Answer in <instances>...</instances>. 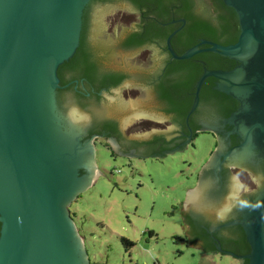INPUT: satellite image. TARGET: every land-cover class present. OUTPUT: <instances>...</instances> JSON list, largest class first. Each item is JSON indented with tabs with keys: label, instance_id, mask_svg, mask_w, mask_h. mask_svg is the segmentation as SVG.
<instances>
[{
	"label": "water",
	"instance_id": "obj_1",
	"mask_svg": "<svg viewBox=\"0 0 264 264\" xmlns=\"http://www.w3.org/2000/svg\"><path fill=\"white\" fill-rule=\"evenodd\" d=\"M91 1L0 0V264H91L84 239L73 221L71 205L100 177L94 138L83 141L81 116L91 118L93 113L76 103L67 106L65 113L58 102V90L69 86H61L58 71L80 47L84 13ZM223 1L238 16L240 32L235 44L224 46L201 40L178 55L172 39L186 24L181 19L173 21L183 25L172 32L166 46L172 60L185 61L213 53L235 61L237 66L230 71H204L196 84L189 116L199 105L205 82L215 78L218 91L239 101L231 122L250 123L251 128H241L248 143L256 136L264 142V0ZM114 10L131 13L136 21L109 35L105 18ZM93 14L91 37L106 48L100 57L130 75L116 94L106 95L111 101L105 105L108 117L126 125L127 117L139 112L132 115L135 110L146 109L161 118L159 103L140 79L160 65L158 49H117L116 43L137 25L140 13L117 1L94 4ZM205 45L208 47L203 48ZM145 49L156 51L151 70L125 62V58H134ZM137 86L145 89L146 100L125 103L121 88ZM236 160L241 163L243 156H236ZM199 201V197L195 199ZM242 226L250 253L226 254L247 260L248 264H264V191L244 209Z\"/></svg>",
	"mask_w": 264,
	"mask_h": 264
},
{
	"label": "flooded vegetation",
	"instance_id": "obj_2",
	"mask_svg": "<svg viewBox=\"0 0 264 264\" xmlns=\"http://www.w3.org/2000/svg\"><path fill=\"white\" fill-rule=\"evenodd\" d=\"M222 2L224 3L223 0ZM226 7L234 13L239 28L236 12L232 8ZM140 20L141 14L137 25ZM179 20L181 19L173 21ZM173 24H180V22ZM137 25L128 33L135 31ZM180 27L182 26L176 27L175 30ZM149 46L158 49L161 59L160 65L153 68V73L142 74L150 77V80H143L146 84L144 85L145 89H149L152 94L154 85L151 82L162 79L170 65L179 60L171 59V54L164 44L155 43L145 47ZM143 48L123 52H135ZM230 62L227 59L217 58L196 60V64L199 66L211 64L217 70H221L219 64L224 66L231 64ZM103 63L116 72L130 76L123 69L111 67L105 61ZM236 65L235 62L234 68ZM127 80L117 88H100L99 90L82 79L72 82L75 84V90L85 96V99H89L88 101L98 99L102 110H105L107 101L111 102L106 95L116 94L118 88L125 86ZM217 82L213 78L211 85L203 92V95H201L202 88L199 105L190 116L189 113L195 102L196 86L195 91L175 95V101L191 102L188 114L166 111L157 98L153 96L159 103L161 120H158L160 119L159 116H154L146 109L144 111L135 110L132 115L137 111L139 112L135 116L127 117L128 123L126 125L124 122L121 123L108 117L107 110H105L106 114L96 113L91 118L82 115L83 141L86 142L94 138L95 161L97 150L101 147L109 151L113 158L164 160L173 155L180 157L177 165L181 164L184 168L188 167L193 170L188 173L185 172V169L180 170L183 178L178 182H180L179 190L182 193V226L185 229L184 238H180V241H184L189 247L201 248L213 254L227 255L226 252L230 251L239 256H246L249 254L248 252L239 254L234 251L242 252L250 248L242 221L244 209L264 191V142L256 136L251 143H248L241 128H251L250 123L248 124L243 120L231 122L233 114L240 107L239 101L218 91L216 89ZM165 100L169 102L168 98ZM66 110L67 108L62 109L64 112ZM96 118H103L116 123L118 134L113 136L107 135V133L93 132ZM137 120L156 123L157 126L162 127V130L151 131L142 138L124 130L128 124L133 125V122ZM164 123L167 125L164 126ZM169 124L171 127H168ZM200 138L205 145L206 155L198 159L197 167H193L192 161L198 158L196 152L199 148ZM246 148H248L247 152H245ZM240 155L243 156L241 163L236 160V156ZM86 172V170H82V173ZM196 191L199 192L196 194ZM198 197L200 198L199 203L195 202ZM225 203H231V205L226 206ZM237 260L239 264H246L247 262L246 260Z\"/></svg>",
	"mask_w": 264,
	"mask_h": 264
},
{
	"label": "rangeland",
	"instance_id": "obj_3",
	"mask_svg": "<svg viewBox=\"0 0 264 264\" xmlns=\"http://www.w3.org/2000/svg\"><path fill=\"white\" fill-rule=\"evenodd\" d=\"M135 21L133 14L114 10L105 18L106 33L114 34L120 26L132 25ZM155 61L154 49L125 58L130 66L146 71L153 68ZM120 94L125 103L144 102L147 98L141 86L121 88ZM125 130L142 138L162 127L137 120ZM199 148L193 167L206 155L201 138ZM179 159L173 155L164 160H130L113 158L103 147L97 150L96 167L100 177L71 205L73 221L92 264H239L235 257L213 254L180 241L185 232L178 182L183 178L180 170L185 169L186 173L193 170L178 166Z\"/></svg>",
	"mask_w": 264,
	"mask_h": 264
},
{
	"label": "trees",
	"instance_id": "obj_4",
	"mask_svg": "<svg viewBox=\"0 0 264 264\" xmlns=\"http://www.w3.org/2000/svg\"><path fill=\"white\" fill-rule=\"evenodd\" d=\"M116 1L129 3L141 14L137 29L116 43L117 49L121 51L137 50L155 43L164 44L166 48L168 37L176 27L182 26L181 23L176 25L172 23L173 20L179 18L185 19L186 25L172 39V47L178 55H182L190 48L198 45L201 40H209L224 46L235 44L238 40L239 28L236 17L222 0H92L90 5ZM92 8L93 6H89L84 13L80 47L75 56L59 68L58 76L61 86H69L58 90V102L61 109H66L70 104L76 103L94 115L96 113L103 115L105 110H102L100 101L98 99L92 101L85 99V96L75 90V84L72 81L82 79L97 90L100 88L111 89L119 87L130 76L116 72L104 65L100 55L106 48H101V45L96 44L91 37V24L94 18ZM208 58L230 60L213 53L199 54L190 60L175 61L170 65L162 79L151 82L154 85V96L166 111L188 114L191 102L175 101V95L195 91V86L205 70H217L211 64L205 66L196 64V60H207ZM230 61L231 64L228 63L229 65L222 66L219 64L221 70L230 71L234 68L235 61ZM140 79L150 80V77L141 75ZM212 80L213 78H209L205 82L201 95L211 85ZM167 98L169 102L165 100ZM93 132L107 133V135L113 136L118 134L116 123L103 118L95 119ZM123 241L134 246L129 240L123 239ZM250 250L249 248L242 252H234L239 254L250 253Z\"/></svg>",
	"mask_w": 264,
	"mask_h": 264
}]
</instances>
